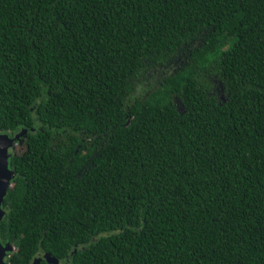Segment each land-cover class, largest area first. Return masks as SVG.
Wrapping results in <instances>:
<instances>
[{"label":"trees","instance_id":"1","mask_svg":"<svg viewBox=\"0 0 264 264\" xmlns=\"http://www.w3.org/2000/svg\"><path fill=\"white\" fill-rule=\"evenodd\" d=\"M23 128L8 264H264V0H0Z\"/></svg>","mask_w":264,"mask_h":264},{"label":"water","instance_id":"2","mask_svg":"<svg viewBox=\"0 0 264 264\" xmlns=\"http://www.w3.org/2000/svg\"><path fill=\"white\" fill-rule=\"evenodd\" d=\"M26 131L27 130L23 128L12 137L7 133L0 132V222L5 213L2 202L13 176V170L9 167V157L11 155L10 148L13 147L16 141L15 139L23 137ZM13 247L14 246L10 243L2 244L0 242V264H8L6 257ZM42 258H45L49 263L60 264L58 258L50 256L48 252L36 255L29 264H38Z\"/></svg>","mask_w":264,"mask_h":264},{"label":"rangeland","instance_id":"3","mask_svg":"<svg viewBox=\"0 0 264 264\" xmlns=\"http://www.w3.org/2000/svg\"><path fill=\"white\" fill-rule=\"evenodd\" d=\"M13 147L10 148L11 153L21 154L25 149V138L21 137L20 139H15Z\"/></svg>","mask_w":264,"mask_h":264},{"label":"flooded vegetation","instance_id":"4","mask_svg":"<svg viewBox=\"0 0 264 264\" xmlns=\"http://www.w3.org/2000/svg\"><path fill=\"white\" fill-rule=\"evenodd\" d=\"M24 137V136H23ZM25 138V137H24ZM11 154H14V153H11Z\"/></svg>","mask_w":264,"mask_h":264}]
</instances>
